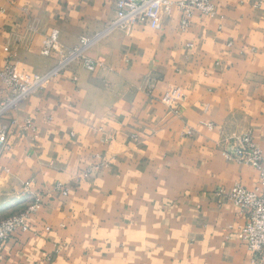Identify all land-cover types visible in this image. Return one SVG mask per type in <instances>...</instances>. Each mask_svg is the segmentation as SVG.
Returning a JSON list of instances; mask_svg holds the SVG:
<instances>
[{
    "label": "crops",
    "instance_id": "1",
    "mask_svg": "<svg viewBox=\"0 0 264 264\" xmlns=\"http://www.w3.org/2000/svg\"><path fill=\"white\" fill-rule=\"evenodd\" d=\"M214 3L185 30L173 8L159 30L124 33L106 31L108 0H0V68L20 79L56 66L60 53L40 55L52 31L60 50L96 38L93 71L73 61L0 123V207L41 198L0 264H251L245 218L218 192L258 186L224 152L250 133L264 153V0Z\"/></svg>",
    "mask_w": 264,
    "mask_h": 264
},
{
    "label": "built area",
    "instance_id": "2",
    "mask_svg": "<svg viewBox=\"0 0 264 264\" xmlns=\"http://www.w3.org/2000/svg\"><path fill=\"white\" fill-rule=\"evenodd\" d=\"M115 13L114 20L107 26L106 31H119L127 33L137 25H147L152 30H159L164 18L170 16L173 8L182 15L180 29L185 30L194 13L207 17L216 16L215 0H108ZM57 31H52L43 42L40 55L48 57L52 53H60L61 57L56 66L43 75H32L20 79L17 67L10 60L0 68V123L4 122L6 115L28 97L44 89L45 85L61 70L75 60H80L88 71L95 69V63L83 56L84 51L90 46L94 38L81 37L75 47L67 50L58 48ZM182 98L179 89L175 88L164 94L161 101L166 106H171ZM8 128H0V155L7 147ZM224 152L227 160L238 164L250 166L258 172V186L252 190L240 185L234 186L228 193L219 191L220 196H226L245 218V225L237 234L239 241L246 245L251 255V264H261L264 257V153L252 141L251 134L245 133L234 136L228 142ZM105 165V164H103ZM89 172L83 174L86 177ZM30 183L24 184L22 192L28 191ZM55 191L66 196V191L59 184ZM41 207V198L34 197L32 205L24 212L0 221V249L3 244L16 232L28 230V215L38 211Z\"/></svg>",
    "mask_w": 264,
    "mask_h": 264
},
{
    "label": "rangeland",
    "instance_id": "3",
    "mask_svg": "<svg viewBox=\"0 0 264 264\" xmlns=\"http://www.w3.org/2000/svg\"><path fill=\"white\" fill-rule=\"evenodd\" d=\"M17 209H19V207L17 205H8V206H1L0 207V218L4 220L6 218H9L11 216L17 215ZM5 217V218H4Z\"/></svg>",
    "mask_w": 264,
    "mask_h": 264
}]
</instances>
